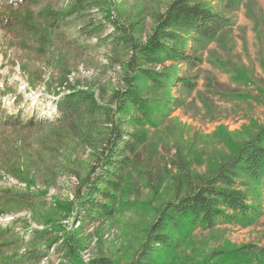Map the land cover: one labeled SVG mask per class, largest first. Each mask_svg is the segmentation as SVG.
<instances>
[{
    "label": "rangeland",
    "instance_id": "1",
    "mask_svg": "<svg viewBox=\"0 0 264 264\" xmlns=\"http://www.w3.org/2000/svg\"><path fill=\"white\" fill-rule=\"evenodd\" d=\"M95 1L84 18L73 16L59 28L48 26V14L68 10L69 0L0 3V18L12 23L0 26V103L16 121L0 114V226L20 222L15 237L5 239L10 244L0 246V264H130L177 192L215 173L246 142L258 138L264 146V0H205L227 26L195 43L196 64L149 65L178 78L172 85L137 80L148 110L131 108L125 115L117 113L115 95L125 87L133 50L106 38L112 24L94 37L82 28L107 10L142 43L157 13L173 0ZM71 88L91 90L136 139L115 214L89 223L78 220L76 211L105 132L89 124L48 123L56 117V101ZM240 178L250 199L261 195V215L221 220L213 228L187 222L178 231L170 228L181 244L156 252L152 263L264 264V175ZM7 191L38 197L24 202ZM35 229L50 233L33 243ZM54 237L62 240L47 248L45 241ZM64 240L72 245L70 256L56 250ZM35 249H42L41 258L34 257Z\"/></svg>",
    "mask_w": 264,
    "mask_h": 264
},
{
    "label": "trees",
    "instance_id": "2",
    "mask_svg": "<svg viewBox=\"0 0 264 264\" xmlns=\"http://www.w3.org/2000/svg\"><path fill=\"white\" fill-rule=\"evenodd\" d=\"M3 0H0V3ZM30 0H9L11 4H21ZM70 7L64 11H51L48 14V26L59 28L73 16L81 15L95 4V0H69ZM102 20L94 19L88 27L82 28V33L94 37L106 32L109 24L113 31L106 34L112 38L113 44L128 46L133 50L129 70H125V87L116 93L118 114H128L131 108L148 110L149 99L142 95L136 83L145 79L154 85L163 82L172 85L178 78L167 71H158L149 65L161 64L170 61L173 64H196L199 58L194 54L193 47L200 40H208L223 27L227 21L219 12L205 0H173L163 13H157L155 27L145 42L133 39L130 27L121 24L107 10L102 14ZM10 19L0 18L2 28L12 27ZM189 42L192 45L188 46ZM56 117L49 120L52 124L87 125L97 126L104 130L96 159V167L87 177L86 193L80 198L76 217L83 223H89L99 218H111L118 206V192L124 183V171L131 162V156L136 151L134 134L125 130L114 118L116 110L107 108L100 103L95 94L89 89L71 88L56 101ZM0 114L5 116V121L10 124L15 115H9L0 103ZM2 120V119H0ZM42 122H32L37 125ZM21 125L28 123H19ZM240 175L252 181H258L264 175V146L258 138L242 145L234 156L224 162L212 175L200 179L197 183L189 182L186 192L182 194L178 188L174 198L167 201L158 213L155 221L147 229L145 238L130 264H153L152 258L160 250H169L179 247L180 237L169 233L171 228L178 231L185 222L192 228H213L221 220H234L239 218H252L262 214L260 194L256 193L250 199L248 191L239 188ZM246 184V182H245ZM6 192V196H16L24 202L38 197L31 191H21L15 194ZM23 223V222H22ZM20 224L13 220L8 226H0V246H7L11 241L6 238L15 237V228ZM23 224H27L24 222ZM27 226V225H26ZM50 231L34 230L31 234L33 243L44 240ZM61 237L45 241V246L50 243H59ZM250 247V245L242 248ZM241 248V249H242ZM42 249H35L34 257L41 258ZM59 253H74L69 241L58 245ZM68 256V255H66ZM71 264H84L73 261ZM96 264V263H92Z\"/></svg>",
    "mask_w": 264,
    "mask_h": 264
}]
</instances>
